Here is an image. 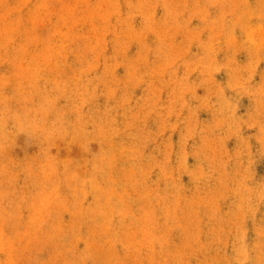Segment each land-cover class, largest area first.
<instances>
[{
    "label": "rangeland",
    "instance_id": "1",
    "mask_svg": "<svg viewBox=\"0 0 264 264\" xmlns=\"http://www.w3.org/2000/svg\"><path fill=\"white\" fill-rule=\"evenodd\" d=\"M0 264H264V0H0Z\"/></svg>",
    "mask_w": 264,
    "mask_h": 264
}]
</instances>
